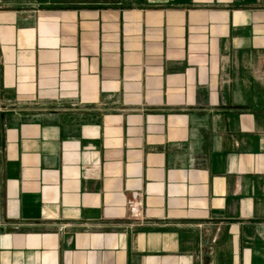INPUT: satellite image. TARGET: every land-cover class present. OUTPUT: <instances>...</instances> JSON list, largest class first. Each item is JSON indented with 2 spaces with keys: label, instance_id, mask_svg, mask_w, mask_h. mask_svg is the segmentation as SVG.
<instances>
[{
  "label": "crops",
  "instance_id": "1",
  "mask_svg": "<svg viewBox=\"0 0 264 264\" xmlns=\"http://www.w3.org/2000/svg\"><path fill=\"white\" fill-rule=\"evenodd\" d=\"M0 264H264V0H0Z\"/></svg>",
  "mask_w": 264,
  "mask_h": 264
},
{
  "label": "built area",
  "instance_id": "2",
  "mask_svg": "<svg viewBox=\"0 0 264 264\" xmlns=\"http://www.w3.org/2000/svg\"><path fill=\"white\" fill-rule=\"evenodd\" d=\"M129 220L132 226L152 227L144 217V199L139 192H134L127 200Z\"/></svg>",
  "mask_w": 264,
  "mask_h": 264
}]
</instances>
